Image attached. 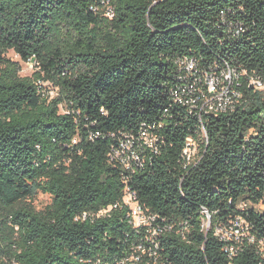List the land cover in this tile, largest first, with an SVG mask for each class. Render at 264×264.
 <instances>
[{"label":"trees","instance_id":"1","mask_svg":"<svg viewBox=\"0 0 264 264\" xmlns=\"http://www.w3.org/2000/svg\"><path fill=\"white\" fill-rule=\"evenodd\" d=\"M102 1L0 0V264H120L146 236L122 205L127 188L164 230L161 262L264 264L258 245L230 256L214 235L242 217L264 241V91L246 86L233 112L203 118L208 143L187 169L200 121L171 94L184 58L264 82V0H111L113 19ZM9 51L40 71L21 78ZM144 126L163 143L131 175L110 153ZM40 193L52 204L37 212L27 201Z\"/></svg>","mask_w":264,"mask_h":264},{"label":"built area","instance_id":"2","mask_svg":"<svg viewBox=\"0 0 264 264\" xmlns=\"http://www.w3.org/2000/svg\"><path fill=\"white\" fill-rule=\"evenodd\" d=\"M105 16L113 19L115 16L111 0L102 1ZM98 10V9H97ZM31 61V60H30ZM182 84L172 89L173 100L198 117L200 121L199 138L188 137L182 151L184 168L195 166L202 157L203 146L208 143L207 132L203 118L208 115H219L233 112L242 99V89L249 87L254 91H264V82L255 73L235 69L229 65L213 64L209 70L199 67L195 59H180L177 62ZM156 127L144 126L140 133L127 135L113 146L110 159L121 165L126 171L134 175L143 166L141 152L147 148L158 154L159 146L163 143L160 136L154 133ZM122 205L129 209L128 218L136 230L146 233L144 241L135 247L133 253L124 258L120 264H138L143 257L148 256L153 264H166L160 261L158 237L164 232L160 225H154L157 216L142 206L136 192L125 189ZM114 208H118L114 206ZM109 210L101 211L98 216L105 215ZM205 219H211L206 209L202 210ZM203 228L208 230L204 226ZM171 229V228H169ZM215 237L225 244V251L236 255L248 244H256L264 255V241H259L253 232V225L242 217H237L229 225H222L215 229Z\"/></svg>","mask_w":264,"mask_h":264},{"label":"rangeland","instance_id":"3","mask_svg":"<svg viewBox=\"0 0 264 264\" xmlns=\"http://www.w3.org/2000/svg\"><path fill=\"white\" fill-rule=\"evenodd\" d=\"M7 59L19 65V75L21 78L33 79L35 73L40 71L39 66H37L34 61L24 62L22 61L20 56L17 55L14 51H9V53L7 54ZM36 83L42 86V89L45 93L44 97H46L49 104L59 99L60 92L58 88H56L54 85H52L49 82L44 83L42 81ZM60 113L61 114L65 113V110L60 109ZM27 202L31 203L32 207L37 212H42L45 211L47 207L51 206L52 197L48 194L40 193L33 201H27ZM210 225H211V219L210 220L208 218L205 219L204 220L205 228L209 229Z\"/></svg>","mask_w":264,"mask_h":264}]
</instances>
